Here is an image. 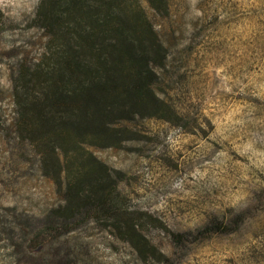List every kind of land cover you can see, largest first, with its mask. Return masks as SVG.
I'll use <instances>...</instances> for the list:
<instances>
[{"label": "rangeland", "instance_id": "1", "mask_svg": "<svg viewBox=\"0 0 264 264\" xmlns=\"http://www.w3.org/2000/svg\"><path fill=\"white\" fill-rule=\"evenodd\" d=\"M36 1L0 4V216L9 214L28 238L40 227L37 213L58 196L50 181L11 155L16 150L4 130H10L12 112L4 93L9 61L29 60L41 49L40 31L31 23ZM184 1L186 7L173 1L180 15L171 10L167 18L206 23L173 89L179 112L191 113L190 123L177 128L147 120L139 127L143 138L98 155L124 171L119 191L148 223L150 242L167 259L160 264H264V0ZM240 211L233 231L207 232L184 248L171 242L175 232L213 217L212 223H229ZM13 235L11 240L0 232V264H54L53 252L73 243H79L86 264L150 260L135 258L128 244L92 216L65 234L39 236L28 248L25 243L18 260L10 254L18 238Z\"/></svg>", "mask_w": 264, "mask_h": 264}, {"label": "trees", "instance_id": "2", "mask_svg": "<svg viewBox=\"0 0 264 264\" xmlns=\"http://www.w3.org/2000/svg\"><path fill=\"white\" fill-rule=\"evenodd\" d=\"M173 1L187 6L184 0L36 1L31 23L40 31L41 49L29 60L19 56L7 65L4 98L12 120L4 138L16 150L11 155L50 181L58 197L37 213L40 227L34 239L36 230L28 238L13 227L9 214L0 216V232L11 240L18 234L10 252L16 260L25 243L28 248L39 236L65 234L90 216L128 244L135 258H149V264L167 260L150 242L146 220L129 209V200L119 191L124 171L98 154L143 138L139 127L147 120L177 128L190 123L191 113L179 112L173 89L182 82L180 71L206 23L169 20L171 10L180 15ZM241 214L229 223H212L213 217L175 232L171 242L184 248L207 232L228 233L236 229ZM79 247L73 243L50 257L54 264H86Z\"/></svg>", "mask_w": 264, "mask_h": 264}, {"label": "clouds", "instance_id": "3", "mask_svg": "<svg viewBox=\"0 0 264 264\" xmlns=\"http://www.w3.org/2000/svg\"><path fill=\"white\" fill-rule=\"evenodd\" d=\"M4 2V0H0V4H2Z\"/></svg>", "mask_w": 264, "mask_h": 264}]
</instances>
